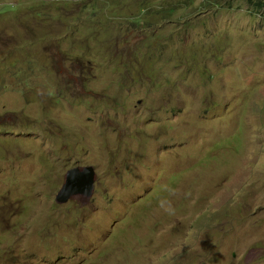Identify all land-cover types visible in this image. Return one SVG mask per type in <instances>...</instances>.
I'll return each mask as SVG.
<instances>
[{"label":"rangeland","instance_id":"rangeland-1","mask_svg":"<svg viewBox=\"0 0 264 264\" xmlns=\"http://www.w3.org/2000/svg\"><path fill=\"white\" fill-rule=\"evenodd\" d=\"M107 1L0 0V264H264V0Z\"/></svg>","mask_w":264,"mask_h":264},{"label":"water","instance_id":"water-1","mask_svg":"<svg viewBox=\"0 0 264 264\" xmlns=\"http://www.w3.org/2000/svg\"><path fill=\"white\" fill-rule=\"evenodd\" d=\"M96 173L92 167H74L69 169L64 178V183L57 196L59 204L69 200L81 198L88 202L95 191Z\"/></svg>","mask_w":264,"mask_h":264},{"label":"trees","instance_id":"trees-1","mask_svg":"<svg viewBox=\"0 0 264 264\" xmlns=\"http://www.w3.org/2000/svg\"><path fill=\"white\" fill-rule=\"evenodd\" d=\"M120 1H121L120 4H114L116 2V0H109L106 2V6L103 7L102 9H100L99 11L110 12L111 14H118L119 12H125L126 7L131 0H120ZM136 1H137V4H135V5L139 8V11H138L139 13L138 14H130V19L134 25L138 26V29H142V31H144L148 28V26L143 25L144 24L143 21L148 22V24L151 23L150 19H146L143 16L147 12V10H148L147 8H149L151 6V2L149 0H136ZM111 5H114V6H111ZM131 6H134V4ZM255 10H256V13H260V14L264 15V2H258ZM96 13L97 12H95L94 14H96ZM108 25H112V23L106 22V24L102 25L105 28L104 30H106V28H107L106 26H108ZM154 25L155 24H152L149 26H150V28H152ZM117 39L118 38L114 39V38L108 37V39H106L104 41L99 40V39H94V40L96 41V43H101V44L106 45V46L111 45V44L116 46ZM145 42H147V40H145Z\"/></svg>","mask_w":264,"mask_h":264},{"label":"clouds","instance_id":"clouds-1","mask_svg":"<svg viewBox=\"0 0 264 264\" xmlns=\"http://www.w3.org/2000/svg\"><path fill=\"white\" fill-rule=\"evenodd\" d=\"M78 166H79V167H92V168H94V171H95V173H96L95 167H94L93 165H87V166H86V165H83V166H81V165H75V166H73L72 168H74V167H78ZM95 185H96V181H95ZM62 186H63V185H62ZM62 186H61V188H62ZM61 188H60V190H61ZM60 190H59V191H60ZM58 194H59V192H58ZM58 194H57L56 197H55V201H56L57 204H59V203L57 202V200H56ZM92 197H93V196H92ZM64 204H65V203H64ZM59 205H62V204H59ZM77 252H79V251H77ZM83 262H84V261L82 260L80 263L82 264ZM255 262H256V261H255ZM255 262L252 261V262H250V263H248V264H254Z\"/></svg>","mask_w":264,"mask_h":264}]
</instances>
